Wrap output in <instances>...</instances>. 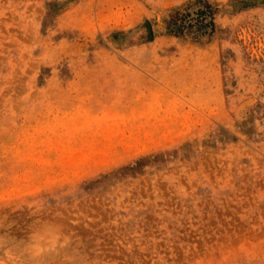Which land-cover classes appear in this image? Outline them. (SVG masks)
<instances>
[{
  "label": "rangeland",
  "instance_id": "374dc122",
  "mask_svg": "<svg viewBox=\"0 0 264 264\" xmlns=\"http://www.w3.org/2000/svg\"><path fill=\"white\" fill-rule=\"evenodd\" d=\"M198 9L206 34L166 30ZM96 62L194 68L158 77L154 151L54 131ZM0 264H264V0H0Z\"/></svg>",
  "mask_w": 264,
  "mask_h": 264
},
{
  "label": "crops",
  "instance_id": "0c3cea01",
  "mask_svg": "<svg viewBox=\"0 0 264 264\" xmlns=\"http://www.w3.org/2000/svg\"><path fill=\"white\" fill-rule=\"evenodd\" d=\"M82 67L77 77L58 85L62 89L54 96V109L60 113L54 117V131L68 149L99 159L123 158L137 149L146 150L138 157L154 151L158 125L150 113L171 95L158 77L166 80L165 71L172 78L197 76L191 75L194 68L180 62H96Z\"/></svg>",
  "mask_w": 264,
  "mask_h": 264
},
{
  "label": "trees",
  "instance_id": "16d2710c",
  "mask_svg": "<svg viewBox=\"0 0 264 264\" xmlns=\"http://www.w3.org/2000/svg\"><path fill=\"white\" fill-rule=\"evenodd\" d=\"M209 17V12L204 9H198L193 13L174 15L167 22L166 30L178 34L188 32L203 35L208 32V29L212 30L213 23Z\"/></svg>",
  "mask_w": 264,
  "mask_h": 264
},
{
  "label": "bare ground",
  "instance_id": "6f19581e",
  "mask_svg": "<svg viewBox=\"0 0 264 264\" xmlns=\"http://www.w3.org/2000/svg\"><path fill=\"white\" fill-rule=\"evenodd\" d=\"M158 86V85H157ZM154 93V92H153ZM157 109V108H156ZM39 245V244H38ZM21 248H22V246H21ZM36 248V247H35ZM34 249V248H33ZM19 251V250H18ZM11 252V251H10Z\"/></svg>",
  "mask_w": 264,
  "mask_h": 264
}]
</instances>
